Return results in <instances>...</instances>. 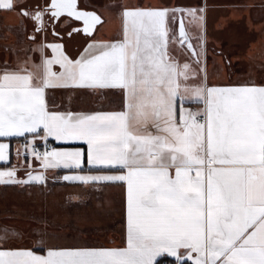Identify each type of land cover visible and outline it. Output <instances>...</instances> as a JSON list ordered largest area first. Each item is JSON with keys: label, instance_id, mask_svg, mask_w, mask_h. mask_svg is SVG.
Listing matches in <instances>:
<instances>
[{"label": "snow or ice", "instance_id": "6c2138e0", "mask_svg": "<svg viewBox=\"0 0 264 264\" xmlns=\"http://www.w3.org/2000/svg\"><path fill=\"white\" fill-rule=\"evenodd\" d=\"M17 7L15 0H0V10ZM198 11L203 9L126 7L121 39L92 40L76 59L63 44L41 45L39 64L0 68V137L29 133L35 138L42 131L44 140L83 141L87 165L121 174L63 179L123 182L127 191L125 247L49 249L37 255L0 246V264H156L165 253L177 264H264V86L190 82L195 69L171 56L169 44H187L198 57L182 16L175 15L202 21ZM20 14L41 26L46 14L55 21L82 22L69 37H91L103 23L96 12L79 9L78 0H46L33 12L21 7ZM170 20L178 23V37ZM44 47L51 49V57L43 55ZM54 65L60 70L54 71ZM72 87L119 89L123 109L49 111L46 89ZM186 101L204 108L184 109ZM8 148L0 143V161L8 159ZM32 155L44 168L85 165L82 149L40 153L33 148ZM44 180L43 174L28 173L21 180L14 168L0 170V184Z\"/></svg>", "mask_w": 264, "mask_h": 264}, {"label": "crops", "instance_id": "0c3cea01", "mask_svg": "<svg viewBox=\"0 0 264 264\" xmlns=\"http://www.w3.org/2000/svg\"><path fill=\"white\" fill-rule=\"evenodd\" d=\"M18 7L35 11L39 5L43 8L46 0H15ZM84 5H90L83 7ZM103 6L112 14L117 28L108 35L89 37L82 34L57 36L53 33H36L32 30L34 21L27 17L26 32L22 42L15 43L13 52L5 53L3 41L6 35H0V68L5 65L15 69L18 67L31 68L32 64L41 62V45L60 43L64 45L65 53L72 59L79 57L85 46L92 40L112 41L122 38L121 11L126 7H156L203 9L197 12L202 21L193 20L186 13H176L182 16L189 39L198 57L192 55L187 44L181 46L178 42H170V55L182 65L189 63L197 75L190 82L204 81L209 86H264V0H80V8L97 11V6ZM14 10H0L12 12ZM98 12V11H97ZM99 13V12H98ZM100 14V13H99ZM101 15V14H100ZM115 15V16H114ZM171 15V14H170ZM102 16V15H101ZM103 17V16H102ZM67 19L58 23L59 30L64 32L77 21ZM104 18V17H103ZM104 18V22H105ZM103 22V23H104ZM169 27L178 37V23L169 21ZM56 31V32H57ZM58 33V32H57ZM59 34V33H58ZM51 35L55 40H48ZM29 36V41H25ZM35 36V39L30 37ZM20 44V47L18 46ZM48 47L43 48V55L52 56ZM197 58L199 63L196 62ZM27 62V63H26ZM59 71V65L53 66ZM45 99L49 111L73 113H93L120 111L124 105V94L119 89H90V88H49L46 89ZM183 108L198 111L204 108L203 103L186 101ZM39 135L25 133L24 136L0 137V143H6L8 159L0 161V170L14 168L16 178L26 180L28 173L43 174V183L0 184V223L17 229L20 237H12L8 245L0 246L12 249H28L37 255H46L49 249L61 248H122L127 244V191L123 182H90L66 181L65 175H118V169H101L87 165V144L83 141H57L48 137L54 144V149H82L85 152V165L82 169L46 168L42 162L35 159H25L24 150L31 151L32 147L42 139ZM37 169V170H36ZM44 169V168H43ZM8 204V211H2V203ZM9 212V214H6ZM57 217L61 226L77 230L79 237L74 235L69 244L50 245L47 241L51 217ZM102 218V220L100 219ZM105 223L104 235L107 241L94 243L81 241L87 239V232L93 228H101ZM76 233V234H78ZM45 234V236L43 235ZM111 239V241H109ZM41 240V241H40ZM184 250H181L183 252ZM195 255V254H193ZM173 262L175 257L167 254ZM160 256L157 257L156 264ZM190 260H183L180 262Z\"/></svg>", "mask_w": 264, "mask_h": 264}, {"label": "rangeland", "instance_id": "374dc122", "mask_svg": "<svg viewBox=\"0 0 264 264\" xmlns=\"http://www.w3.org/2000/svg\"><path fill=\"white\" fill-rule=\"evenodd\" d=\"M90 5H84L83 7H88ZM97 11L106 19L104 23H102L98 29L96 36L100 35H108L107 33H110L113 28H117L118 25H116L115 20L112 19V14L104 8L103 6H97ZM115 16V15H114ZM27 27V17L20 14L19 10H14L12 12H0V35H6L7 37L3 41V47L5 53L13 52V49H15V43H17L18 39L21 40V37L23 39V34L26 32ZM38 33V32H37ZM38 35V34H36ZM48 40H55L51 35H47ZM24 42V40H21ZM21 41H18V43H21ZM26 42L29 41V36L25 40ZM20 47V44L18 45ZM37 170V169H36ZM41 170H46V168H42ZM2 211H8V204L3 201L2 203ZM6 214H9V212H6ZM51 219L54 220L49 223V230H48V236L49 238L44 239V237L41 239L42 241H47L50 245H59V244H69L72 241H74V235L76 238H78L79 233L77 230H74L71 227H65L61 226L57 220V217H51ZM102 220V218H100ZM101 228H93L90 232H87V239L83 238L80 239L81 241H88V242H94V243H103L101 241H107L104 239L103 234H99V231H105V223L101 224ZM4 229H8L7 232L4 231ZM19 231L17 229L14 230V228L7 227L2 221L0 223V243L4 245H8L12 237L15 235L16 237H20ZM78 233V234H76ZM45 236V234H43ZM40 240V241H41ZM9 241V242H8ZM111 241V239H109Z\"/></svg>", "mask_w": 264, "mask_h": 264}, {"label": "built area", "instance_id": "2783aa9c", "mask_svg": "<svg viewBox=\"0 0 264 264\" xmlns=\"http://www.w3.org/2000/svg\"><path fill=\"white\" fill-rule=\"evenodd\" d=\"M193 111H198L197 108H193ZM41 135H43V132H40ZM35 148L38 152L43 153L45 151H51L52 149H54V144L52 143L50 138H47V140L42 139L39 143L35 144L32 147ZM32 150L31 151H27L24 150L22 153L23 158L25 159H35L38 162H42V160L37 159L35 156L32 155ZM42 168H44L43 166H41ZM191 261V260H190ZM161 264H177V262H173V261H167L165 263H161ZM180 264H190L188 261H184V262H180Z\"/></svg>", "mask_w": 264, "mask_h": 264}, {"label": "flooded vegetation", "instance_id": "af4514ba", "mask_svg": "<svg viewBox=\"0 0 264 264\" xmlns=\"http://www.w3.org/2000/svg\"><path fill=\"white\" fill-rule=\"evenodd\" d=\"M79 7H80V6H79ZM64 19H67V18L62 17L57 23H55L54 20H52V19L50 18V16H49L48 14H46L45 17H44V23H43V25L41 26V25H39L37 22H34L32 30L35 32V30H36L37 27H41L42 29H41L40 32H38V34H39V33L41 34V33H43V32H47V33H50V34H51V33H53L54 30H55V31H57V29L59 30L58 23L61 22V21L64 20ZM81 25H82V23L79 22V21H77L76 24H74L73 26H70V28H69L68 30H66V31H64V32H61V34L64 33L63 35H68V33H69L73 28H78V27H80ZM57 32L60 34L59 31H57ZM74 34H82V33H73V35H74ZM73 35H72V36H73Z\"/></svg>", "mask_w": 264, "mask_h": 264}, {"label": "water", "instance_id": "95a60500", "mask_svg": "<svg viewBox=\"0 0 264 264\" xmlns=\"http://www.w3.org/2000/svg\"><path fill=\"white\" fill-rule=\"evenodd\" d=\"M79 3H80V0H78V8H79V9H81V10H86V11H94V10H87V9H84V8H80V7H79ZM94 12H96L99 16H101L97 11H94ZM101 18H102V21L104 22V18H103L102 16H101ZM58 21H59V20H58ZM58 21H55V20H54L55 23H57ZM79 22H80V21H79ZM81 23H82V22H81ZM100 25H101V24L97 25L94 34L96 33V31H97V29H98V27H99ZM82 26H83V25H81L80 27H82ZM80 27H78V28H80ZM41 29H42V28H41ZM71 31H72V30H71ZM38 32H40V31H38ZM54 32L57 33L55 30L53 31V33H54ZM36 33H37V31L35 30L34 34H36ZM94 34H93V35H94ZM93 35H92V36H93ZM59 36H62V34H59ZM190 42H191V41H190Z\"/></svg>", "mask_w": 264, "mask_h": 264}, {"label": "trees", "instance_id": "16d2710c", "mask_svg": "<svg viewBox=\"0 0 264 264\" xmlns=\"http://www.w3.org/2000/svg\"><path fill=\"white\" fill-rule=\"evenodd\" d=\"M167 261H171V259L167 256V254L165 253V254H162L161 256H160V259H159V261H158V264H161V263H165V262H167Z\"/></svg>", "mask_w": 264, "mask_h": 264}]
</instances>
